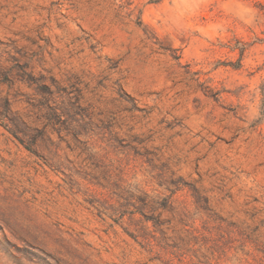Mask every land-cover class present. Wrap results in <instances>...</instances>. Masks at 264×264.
Listing matches in <instances>:
<instances>
[{
  "label": "rangeland",
  "instance_id": "374dc122",
  "mask_svg": "<svg viewBox=\"0 0 264 264\" xmlns=\"http://www.w3.org/2000/svg\"><path fill=\"white\" fill-rule=\"evenodd\" d=\"M0 62V264H264V0H0ZM176 182L141 247L118 194Z\"/></svg>",
  "mask_w": 264,
  "mask_h": 264
},
{
  "label": "trees",
  "instance_id": "16d2710c",
  "mask_svg": "<svg viewBox=\"0 0 264 264\" xmlns=\"http://www.w3.org/2000/svg\"><path fill=\"white\" fill-rule=\"evenodd\" d=\"M8 72L16 71V67H20L19 62L14 63ZM27 68V66H25ZM4 67L0 62V76L3 74ZM13 68V70H11ZM30 75V74H29ZM2 79L0 78V84ZM26 83H29L28 79H25ZM0 125L4 127L9 133H11L17 140L24 144L22 135H27V129H30L25 121L12 109V96L6 94L3 96L0 90ZM25 147L32 151L31 148L25 145ZM181 182L173 184L175 188L180 187ZM184 185V184H183ZM181 190V188L169 189V194L166 196H160L158 194H150L143 191L142 193L129 192L128 196L124 198L122 194L117 196V206L115 211L118 212L120 217L125 214L129 215L128 226H122V220L118 223L123 227V230L136 241L141 247H148L150 251L158 249L159 251L168 252L174 254L173 250L177 248L178 243L182 240L181 233L189 232L187 223L183 219L180 210L174 205L172 200L174 194ZM190 190L199 197L203 203H208V197L201 195L199 189L195 186H190ZM196 202H198L196 200ZM132 206L130 209L129 207ZM138 213L140 217L134 218V215ZM168 213L169 216H165Z\"/></svg>",
  "mask_w": 264,
  "mask_h": 264
}]
</instances>
